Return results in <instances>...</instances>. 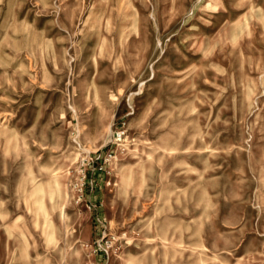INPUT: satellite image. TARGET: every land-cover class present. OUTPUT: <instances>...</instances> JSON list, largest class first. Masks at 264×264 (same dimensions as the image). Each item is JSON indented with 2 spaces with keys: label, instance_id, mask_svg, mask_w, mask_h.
I'll use <instances>...</instances> for the list:
<instances>
[{
  "label": "rangeland",
  "instance_id": "rangeland-1",
  "mask_svg": "<svg viewBox=\"0 0 264 264\" xmlns=\"http://www.w3.org/2000/svg\"><path fill=\"white\" fill-rule=\"evenodd\" d=\"M0 264H264V0H0Z\"/></svg>",
  "mask_w": 264,
  "mask_h": 264
}]
</instances>
